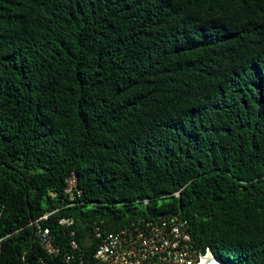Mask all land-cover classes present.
<instances>
[{
	"label": "trees",
	"instance_id": "obj_1",
	"mask_svg": "<svg viewBox=\"0 0 264 264\" xmlns=\"http://www.w3.org/2000/svg\"><path fill=\"white\" fill-rule=\"evenodd\" d=\"M172 213L264 264V0H0V264Z\"/></svg>",
	"mask_w": 264,
	"mask_h": 264
},
{
	"label": "built area",
	"instance_id": "obj_2",
	"mask_svg": "<svg viewBox=\"0 0 264 264\" xmlns=\"http://www.w3.org/2000/svg\"><path fill=\"white\" fill-rule=\"evenodd\" d=\"M75 181L74 175L67 179L64 190L69 195L73 193ZM72 221L70 216L59 219L64 224ZM36 233L45 251L59 250L48 227L37 223ZM95 233L99 240L88 254L77 250L75 231L71 229L70 250L63 254L64 260L68 264H203L213 258L211 249L202 248L192 236L188 220L176 213L139 216L117 230L96 229Z\"/></svg>",
	"mask_w": 264,
	"mask_h": 264
},
{
	"label": "water",
	"instance_id": "obj_3",
	"mask_svg": "<svg viewBox=\"0 0 264 264\" xmlns=\"http://www.w3.org/2000/svg\"><path fill=\"white\" fill-rule=\"evenodd\" d=\"M203 264H231V263L224 261L213 254V258H211L209 261Z\"/></svg>",
	"mask_w": 264,
	"mask_h": 264
},
{
	"label": "bare ground",
	"instance_id": "obj_4",
	"mask_svg": "<svg viewBox=\"0 0 264 264\" xmlns=\"http://www.w3.org/2000/svg\"><path fill=\"white\" fill-rule=\"evenodd\" d=\"M210 259H211V258H210ZM210 259H208L207 261H209ZM207 261H206V262H207ZM206 262H205V263H206Z\"/></svg>",
	"mask_w": 264,
	"mask_h": 264
}]
</instances>
